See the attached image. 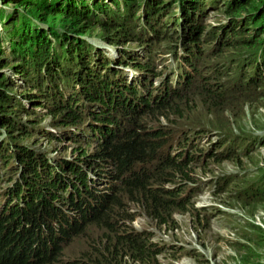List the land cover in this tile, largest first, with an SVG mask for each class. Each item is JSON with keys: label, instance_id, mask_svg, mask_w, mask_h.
<instances>
[{"label": "trees", "instance_id": "obj_1", "mask_svg": "<svg viewBox=\"0 0 264 264\" xmlns=\"http://www.w3.org/2000/svg\"><path fill=\"white\" fill-rule=\"evenodd\" d=\"M39 1L40 4L33 0L25 4L28 16L39 20L36 28L40 22L47 23L52 15L50 24L47 23L49 28L62 24L64 27L61 28L71 29L74 34L66 32L67 35L59 37L55 34L54 42L49 39L51 33L54 36L53 31L38 28L32 31V26L25 24L18 38L12 40L8 52L0 48V101L3 104L14 102L8 110L0 107V136L1 128L6 129L0 145V264H130L133 261L147 264L146 257L151 254L156 257L160 251L154 252L151 238L146 233H137L126 225L127 219L133 220L129 208L145 209L164 224L163 217L171 216L173 208L183 207L189 201L182 197L181 184L174 189L167 185L177 183L178 177L187 178L188 166L194 163V158L186 151L182 152L185 146L175 152L179 149L176 144H181V133L162 125L170 124L171 115L184 117L181 103L184 100L187 106L191 102L197 106L199 100L213 109L214 105L217 107L221 100H225V92L238 97L245 92L244 88L263 85L264 61L261 60L264 59V45L261 36L264 33V0H237L230 8L224 7L229 16L248 13V20L259 25L253 29L236 21L226 27L207 29L201 19L202 13L213 3L207 4L203 0L179 3L176 28L162 24L167 14H142L138 17L151 27V37L145 41L141 36L143 33L136 30L139 23L133 20L134 12L139 10L133 12L131 8L134 4L139 7L140 0L137 3L125 0V12L116 11L106 4L102 6L99 17L91 14L84 2L70 0L50 14L54 4L51 5L49 0ZM164 1L149 0V12L156 7L164 10ZM251 8L257 11L256 14L251 13ZM249 32L255 33L253 39L245 36ZM90 37L123 46L129 40L144 41L153 48V52L161 47L162 40L173 42L174 39L173 55L177 56L180 47L185 52L181 58L183 67L175 65L176 69H172L169 77L161 79L153 87L151 77H157V74L152 56L141 61L123 51L127 57L121 54L119 58L109 59L103 50L89 42ZM177 43L180 47L175 52ZM229 48L237 51L233 66L237 68L240 63L238 70L230 72L237 76L234 84L219 80L221 61L218 58H222ZM170 53V50L162 49L157 50L156 55L163 57ZM120 65L133 67L142 75L129 83L127 78H123L127 71L124 68L120 70ZM5 68H13V75L24 79L23 85L10 78ZM187 69L192 71V75ZM204 70L211 73L205 75ZM126 76L131 78L133 75L129 77L127 73ZM214 85L225 86V90L216 89ZM25 88L31 92H21L20 96L32 101L36 97L46 98L50 105L46 114L51 122L65 130H73L76 140L85 142L84 150L79 146L75 151L78 155H85L82 162L87 168L76 167V162L69 165L74 175L76 173L72 185L63 188V177L49 175L44 159L48 157L47 153L24 148L23 144L37 135L33 132L39 126L32 123L33 116L39 114L35 108L26 113L31 129L21 124L22 131H17L19 128L15 126L17 112L22 111L24 104L13 91H24ZM219 91L222 93L216 96ZM32 103L33 106L39 105ZM3 113L7 114L2 117L4 125ZM90 119L85 127H94L95 131L99 125L105 127V132L101 134L100 131L97 140L91 138L88 142L79 136L88 137L83 125ZM38 121L35 119L33 122ZM125 121L132 127L117 128L116 124L124 125ZM92 141H97L96 146ZM236 152L225 146L216 156L226 159ZM102 161H108L112 165L110 169L100 168ZM17 163L24 167L17 170V175L12 173V178L4 179L2 176L10 171L7 168ZM83 170L94 172L91 187L90 177ZM55 172L58 173L59 168ZM79 182L80 186L85 183L86 189L78 186ZM97 185H104L105 189L99 190ZM45 189L51 192L46 195ZM65 197L68 204L58 206V199ZM5 201L6 206L1 209ZM78 221L82 223L78 224ZM90 230L95 236L88 234ZM62 237L69 240H82L84 237L87 246L94 247L93 251L66 258L56 250Z\"/></svg>", "mask_w": 264, "mask_h": 264}, {"label": "rangeland", "instance_id": "obj_2", "mask_svg": "<svg viewBox=\"0 0 264 264\" xmlns=\"http://www.w3.org/2000/svg\"><path fill=\"white\" fill-rule=\"evenodd\" d=\"M33 1L38 4L41 3L39 0ZM69 1L49 0L51 5L54 4L49 10L50 14L56 12L59 6L64 7L65 3ZM75 1L84 2L85 6L88 7L87 10L98 17L102 15V6L106 4L116 11L117 9H120L121 12L127 10L124 6L125 0H122V3L121 0H115L116 2H111V0H71V2ZM188 1L194 2L197 0H165L162 3V6L166 5L164 10L156 7L153 12H149V0H140L139 7L136 4L131 6L133 12L139 10L137 13L134 12L133 20L139 23L141 28L139 27L136 30L143 33L141 36L144 41L150 38L151 27L143 23L142 17L139 18L138 16H142V14L151 16L152 13L157 14L159 12L168 16L167 19L163 18V25L176 28L178 21L175 18L179 17L178 5L179 3L186 4ZM203 1L207 4L213 3V6L208 5L202 13L201 19L207 29L226 27L234 21L250 29L259 26L248 20L249 15L246 12L237 16L226 14L224 7L230 8L232 3L237 0ZM238 1L242 2L244 0ZM29 2L30 0H0V46H2L0 48L2 50L4 48L6 52L9 51L12 40L18 38V33L22 31L25 24L31 25L32 31L37 28L39 30L47 29L49 32L53 31L54 36L51 33L49 39L54 40V42H56V36L65 35L66 32H69V35L74 34L71 29L67 30L65 28L66 30H64V28H61L64 27L62 24L49 28L47 23L50 24L52 18L50 14L49 21L47 23L40 22L36 28L35 24H38L39 20L36 18L38 20L36 21L34 17H29V14H27L29 12H26L25 9V4ZM137 2L138 0L134 1V3ZM49 3L47 4L49 5ZM216 7L219 8L216 9ZM262 8L261 6L260 9ZM256 12L251 8V13L256 14ZM197 13L200 14L201 12L197 11ZM130 28L132 27L130 26ZM144 34L148 37H145ZM245 36L253 39L255 33L249 32ZM83 37L85 38V36ZM242 37L244 36H240V38ZM261 38V43L264 45V33ZM88 40L94 47L103 50L109 59L119 58L121 54L124 58L127 57L123 51L130 53L129 57L141 61H146L152 56L153 66H155L157 74V77H151L153 87L159 84L161 79L168 78L172 69H176L175 65L179 66L181 64L183 67L181 58L184 57L185 52L177 43L178 46L175 52L180 48L177 50V56L173 55L176 43L174 39H172L173 42L161 41V47L157 50L167 49L171 52L163 57L160 54L156 55L157 50L153 52V48H150L149 44L144 41L129 40L124 43H128L127 45L120 44V46L95 37H90ZM7 54L6 56H8ZM236 54L235 48H229L222 58H218L221 61L219 66L221 72L219 80L221 83L232 84L236 79V75L230 74L231 71L238 70L240 66V63L237 68H235L236 65L233 66V58ZM1 57L2 55H0ZM263 61L264 59L261 60V62ZM123 66H119L120 70L124 68L129 77L133 75L128 78L127 73H123V78H127L129 83L142 75L141 71L137 70L138 72H136L133 67ZM4 70L10 78L16 79L20 85H23L24 79H20V76H14L13 72L15 70L13 68H5ZM187 70L192 75V71ZM209 72L208 70L203 71L205 75H208ZM220 86H215V88H224L223 90H225V86ZM244 89L245 92L238 97L229 96V91V93L225 92L223 97L225 100H221L217 107L214 105L213 109L208 108L199 100H197V106L191 102L190 107L187 106L186 100H184L181 102L184 108V117L171 115L170 124L165 123L162 125L163 127L168 125L167 129H175L176 132L181 133V136H179V139L182 138L181 144L180 146L176 144L179 149L175 152L181 151V147L185 146L182 152L186 151L189 156L194 158V163L188 166L187 178L178 177L176 179L177 183L167 185L174 189L181 184L182 197L188 198L189 201L183 207L173 208L171 216L166 215L163 217L165 220H162L166 221L164 224H161L159 219L153 218L145 209L137 206L129 208L133 220L127 219L126 225L137 233H146L151 238L150 243L153 245L154 252L160 251V254L156 257L152 254L148 255L145 259L147 264H264V82L259 88ZM21 92H31V90L25 88L24 91L22 89H14L13 91L24 104L22 111L17 112L15 117V126L19 128L17 131H22L23 126L21 124H25L28 130L31 129V123L26 117L27 112L32 111L34 108L39 112L32 118V123L39 124L33 132L37 135L32 140L24 143V148L47 153L48 157L45 156L44 159H46L45 168L49 170V175L55 178L63 177L65 179V182L63 180L62 183L63 188L68 184L72 185L76 173L74 175V172L69 169V165L76 162V167L79 165L83 169L87 168L86 163L82 162L85 155H78L75 151V148L79 146L84 150L85 146L83 144L85 142L77 141V135L73 130H65L62 126H58L59 124L51 122L50 117L46 114L47 107L50 106L46 98L36 97L35 101H32L20 96ZM221 93L222 91H219L215 95L218 96ZM32 102H37L39 105L33 106L34 103ZM13 103L3 104L0 101V107L8 110ZM4 116H7V114L3 113L1 119ZM35 119L40 121L33 122ZM90 122L91 119L85 122L83 127L88 126ZM125 122L124 125L116 124L117 128L121 126L125 128L132 127L128 122ZM4 123L5 119H2V124L4 125ZM177 123L179 124L177 125ZM85 128L88 137H79L88 142L91 138L97 140L99 135L105 132V127L99 125L95 131L94 127ZM5 135L6 129L1 128L0 145H2ZM89 135H94V137H89ZM91 143L96 146L97 141ZM220 144L224 145L219 147ZM225 146L228 150L237 152L226 159L217 158L216 155H218V152H222ZM12 159L15 160V158ZM80 162L81 164H79ZM111 166L108 161H102L100 168L106 170L110 169ZM21 167L24 166L17 163V165L7 168L10 171L2 177L4 179L12 178L10 174L17 175V170ZM57 168H59L58 173L55 172ZM90 171L83 170L90 177L89 184L91 187L94 172ZM138 173L140 172L138 171ZM94 184L96 185V183ZM82 185L80 186L79 182L78 186L86 189L85 183ZM97 187L99 190L105 189L104 185H97ZM45 190L46 195L51 192L50 189ZM58 200V206L68 204L67 197ZM5 206L6 201L1 204V209ZM81 223L82 221H78V224ZM90 233L95 236L93 230L88 232V234ZM87 244L84 237L82 240L78 238L69 240V238L62 237L61 241L57 242L56 250H58L57 253L63 254L66 258L83 256L84 252L93 251L94 247L87 246ZM130 264H138V261L130 262Z\"/></svg>", "mask_w": 264, "mask_h": 264}, {"label": "bare ground", "instance_id": "obj_3", "mask_svg": "<svg viewBox=\"0 0 264 264\" xmlns=\"http://www.w3.org/2000/svg\"><path fill=\"white\" fill-rule=\"evenodd\" d=\"M106 56H108V55H106ZM110 56V55H109Z\"/></svg>", "mask_w": 264, "mask_h": 264}]
</instances>
